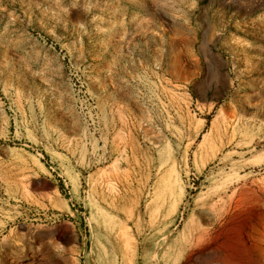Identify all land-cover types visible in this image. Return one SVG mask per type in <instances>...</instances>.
<instances>
[{"label": "rangeland", "instance_id": "obj_1", "mask_svg": "<svg viewBox=\"0 0 264 264\" xmlns=\"http://www.w3.org/2000/svg\"><path fill=\"white\" fill-rule=\"evenodd\" d=\"M263 53L264 0H0V264H264Z\"/></svg>", "mask_w": 264, "mask_h": 264}, {"label": "bare ground", "instance_id": "obj_2", "mask_svg": "<svg viewBox=\"0 0 264 264\" xmlns=\"http://www.w3.org/2000/svg\"><path fill=\"white\" fill-rule=\"evenodd\" d=\"M230 1H231V0H230ZM235 1H236V0H235ZM237 3H238V2H237ZM252 30H253V29H252ZM244 31H245V30H244ZM253 34H254V33H253ZM255 34H256V33H255ZM254 36H255V35H254ZM260 36H262V35H260ZM254 38H255V37H254ZM254 38H253V39H254ZM256 41H257V40H256ZM247 48H248V47H247ZM241 50H242V49H241ZM254 50H255V49H254ZM235 51H236V49H235ZM249 51H251V50H249ZM252 52H253V50H252ZM252 52H251V53H252ZM256 52H259V51H256ZM259 54H261V53H259ZM259 54H258V55H259ZM263 54H264V53H263ZM261 55H262V54H261ZM245 58H246V57H245ZM252 58H253V57H252ZM255 59H256V58H255ZM246 60H247V59H246ZM252 60H253V59H252ZM257 60H258V59H257ZM244 61H245V59H244ZM249 66H250V65H249ZM258 67H259V66H258ZM29 264H34V263H29Z\"/></svg>", "mask_w": 264, "mask_h": 264}]
</instances>
